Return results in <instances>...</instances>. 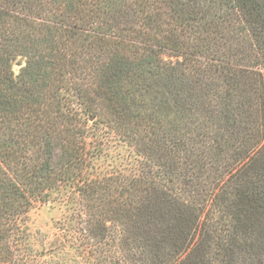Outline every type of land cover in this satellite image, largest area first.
<instances>
[{"label": "trees", "instance_id": "trees-1", "mask_svg": "<svg viewBox=\"0 0 264 264\" xmlns=\"http://www.w3.org/2000/svg\"><path fill=\"white\" fill-rule=\"evenodd\" d=\"M66 187L98 264H264V0H0V264Z\"/></svg>", "mask_w": 264, "mask_h": 264}, {"label": "rangeland", "instance_id": "rangeland-1", "mask_svg": "<svg viewBox=\"0 0 264 264\" xmlns=\"http://www.w3.org/2000/svg\"><path fill=\"white\" fill-rule=\"evenodd\" d=\"M18 63L14 65L16 73L21 67ZM104 148L92 159L90 169L94 176L137 170L140 157L135 149L115 135L110 136ZM75 194L72 187L55 190L47 202L37 201L31 207L26 223L30 252L27 264H98L80 248L73 218Z\"/></svg>", "mask_w": 264, "mask_h": 264}]
</instances>
